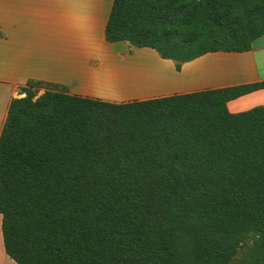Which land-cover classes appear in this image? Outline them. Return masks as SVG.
<instances>
[{
    "label": "trees",
    "instance_id": "1",
    "mask_svg": "<svg viewBox=\"0 0 264 264\" xmlns=\"http://www.w3.org/2000/svg\"><path fill=\"white\" fill-rule=\"evenodd\" d=\"M263 35L264 0H113L105 27L108 43L150 48L176 70L248 52ZM260 89L113 103L28 81L0 134L6 255L16 264H264V108L226 106Z\"/></svg>",
    "mask_w": 264,
    "mask_h": 264
},
{
    "label": "crops",
    "instance_id": "2",
    "mask_svg": "<svg viewBox=\"0 0 264 264\" xmlns=\"http://www.w3.org/2000/svg\"><path fill=\"white\" fill-rule=\"evenodd\" d=\"M112 3L0 0V134L11 100L23 97L19 89L28 81L60 85L70 95L113 103L264 82V35L248 52L206 54L176 73L174 62L155 50L106 41ZM226 106L230 113L264 108V89ZM0 264H16L4 250L1 215Z\"/></svg>",
    "mask_w": 264,
    "mask_h": 264
},
{
    "label": "rangeland",
    "instance_id": "3",
    "mask_svg": "<svg viewBox=\"0 0 264 264\" xmlns=\"http://www.w3.org/2000/svg\"><path fill=\"white\" fill-rule=\"evenodd\" d=\"M173 62H174V61H173ZM184 64H186V63H184ZM184 64L181 65L180 70H181V68H182V66H183ZM180 70H176L175 63H174V71H175L176 73H179ZM42 93H43V91H41L40 94H38V95H41ZM243 257H244V246H242V247L240 248L239 253H238V255H237V260L242 259Z\"/></svg>",
    "mask_w": 264,
    "mask_h": 264
},
{
    "label": "bare ground",
    "instance_id": "4",
    "mask_svg": "<svg viewBox=\"0 0 264 264\" xmlns=\"http://www.w3.org/2000/svg\"><path fill=\"white\" fill-rule=\"evenodd\" d=\"M107 76V75H106ZM105 77V76H104ZM108 77V76H107ZM111 77V76H110Z\"/></svg>",
    "mask_w": 264,
    "mask_h": 264
}]
</instances>
